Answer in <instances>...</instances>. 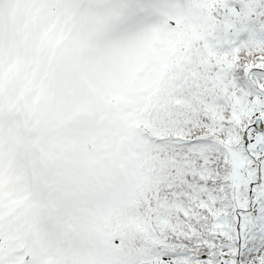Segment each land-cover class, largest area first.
I'll return each mask as SVG.
<instances>
[{
  "label": "snow or ice",
  "instance_id": "1",
  "mask_svg": "<svg viewBox=\"0 0 264 264\" xmlns=\"http://www.w3.org/2000/svg\"><path fill=\"white\" fill-rule=\"evenodd\" d=\"M0 264H264V0H0Z\"/></svg>",
  "mask_w": 264,
  "mask_h": 264
}]
</instances>
